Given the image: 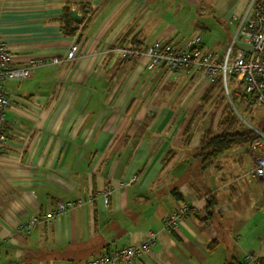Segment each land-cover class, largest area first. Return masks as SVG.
Here are the masks:
<instances>
[{
    "label": "crops",
    "instance_id": "0c3cea01",
    "mask_svg": "<svg viewBox=\"0 0 264 264\" xmlns=\"http://www.w3.org/2000/svg\"><path fill=\"white\" fill-rule=\"evenodd\" d=\"M250 1L0 0V38L14 65L63 59L78 46L74 60L5 84L0 264H78L151 234L156 242L136 264L264 260V187L251 175L249 146H232L205 167L199 157L203 135L218 132L222 110L208 121L207 106L219 89L204 105L211 88L204 78L149 71L148 56L111 54L119 45L185 47L198 37L220 60ZM87 7L92 15L80 23ZM66 8L80 17L70 18L72 35L62 31ZM78 200L81 207L29 234L15 231L18 222ZM181 202L196 214L165 231L164 218Z\"/></svg>",
    "mask_w": 264,
    "mask_h": 264
},
{
    "label": "built area",
    "instance_id": "2783aa9c",
    "mask_svg": "<svg viewBox=\"0 0 264 264\" xmlns=\"http://www.w3.org/2000/svg\"><path fill=\"white\" fill-rule=\"evenodd\" d=\"M83 12L86 16L85 20L92 15L89 7ZM237 44L250 46L251 53L237 49ZM114 51L126 60L148 56L147 70L149 71L165 68L172 73H177L184 70L204 78L208 86H213L220 80V88L226 91L228 98V81H231L234 84L236 96L243 98L245 105L264 107V0L250 1L228 51L220 60L201 46V40L198 37L185 47L158 43L145 50L123 47ZM77 52L78 46L72 45L63 59L32 58L25 65L16 66L10 49L0 38V154L6 151L8 141L5 111L9 107V99L5 92V84L13 80L30 78L39 68L72 61L76 58ZM249 127L257 136L250 144V150L253 153L251 172L254 177L264 180V126L261 129ZM135 179L136 177H133L132 181ZM110 194L111 188H105L102 194L105 205L108 203ZM81 205V200L59 203L54 210L43 216H34L26 221L18 222L15 231L29 234L38 224L47 223ZM196 211L194 206L181 202L171 214L164 218L163 229L167 232L176 230L184 218L195 215ZM156 239V235L151 234L149 239L141 244L104 251L99 256L78 264H136L137 259L150 251V246L156 242ZM244 259L249 264H264L263 259L256 258L253 254L246 255Z\"/></svg>",
    "mask_w": 264,
    "mask_h": 264
},
{
    "label": "trees",
    "instance_id": "16d2710c",
    "mask_svg": "<svg viewBox=\"0 0 264 264\" xmlns=\"http://www.w3.org/2000/svg\"><path fill=\"white\" fill-rule=\"evenodd\" d=\"M84 10V9H83ZM70 12L66 8L64 10V16L62 19V31L66 35H72L74 31L72 30V21L70 20ZM86 19L84 12L82 13V21L83 23ZM221 81L218 80L216 84L209 88L206 96L203 98L202 103L206 105L209 100L212 98V94L215 90L220 89ZM243 104L244 99L238 98L235 94V91L229 93V98L233 105H235L234 100ZM245 105V104H244ZM247 107V105H245ZM248 110L245 108V111ZM264 126V120L258 129H261ZM238 125L236 122V118L234 116V112L230 109V105L227 103L221 112L220 119L218 122V132L215 134H204L201 142H200V151L199 157L201 158L202 165L208 166L214 160H216L220 155L228 151L232 146H247L253 140L257 138L256 134L248 127L238 129ZM210 207V205H208ZM225 264H233L231 262H227Z\"/></svg>",
    "mask_w": 264,
    "mask_h": 264
},
{
    "label": "rangeland",
    "instance_id": "374dc122",
    "mask_svg": "<svg viewBox=\"0 0 264 264\" xmlns=\"http://www.w3.org/2000/svg\"><path fill=\"white\" fill-rule=\"evenodd\" d=\"M183 41L176 42L177 44H181ZM230 46V44H229ZM123 48V46H116L111 50V54L115 55L116 52L115 49ZM228 51V50H227ZM218 90V89H217ZM228 91L229 93H232L235 91L234 84L231 81H228ZM216 95L212 98V103L207 106V110L210 112L207 120H213V118L217 119L216 115L220 113V110L228 103L230 105V109L234 112V116L236 118L237 125L239 126L238 129L253 126V127H259L263 120H264V107L260 106H245L244 103L241 105L237 103L233 97L235 105L230 103V100L226 94V91L224 89H219L215 92ZM245 108L248 110L245 111ZM250 128V127H249ZM251 144V143H250ZM250 144L247 145L250 148ZM246 163L242 165L243 171H248L247 168H245ZM252 175V172H251ZM249 178V177H248ZM258 184L261 187H264V180L261 179V181H257Z\"/></svg>",
    "mask_w": 264,
    "mask_h": 264
},
{
    "label": "water",
    "instance_id": "95a60500",
    "mask_svg": "<svg viewBox=\"0 0 264 264\" xmlns=\"http://www.w3.org/2000/svg\"><path fill=\"white\" fill-rule=\"evenodd\" d=\"M70 17L75 21L78 22L80 21V17L77 14V11L71 10L70 11ZM237 48L240 50H244L248 53H251L252 48L250 46L244 45V44H237Z\"/></svg>",
    "mask_w": 264,
    "mask_h": 264
}]
</instances>
